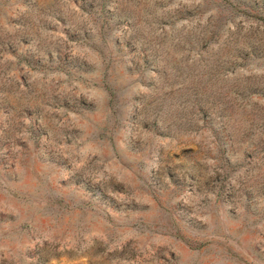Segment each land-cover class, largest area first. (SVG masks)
Masks as SVG:
<instances>
[{
	"label": "rangeland",
	"instance_id": "obj_1",
	"mask_svg": "<svg viewBox=\"0 0 264 264\" xmlns=\"http://www.w3.org/2000/svg\"><path fill=\"white\" fill-rule=\"evenodd\" d=\"M0 264H264V0H0Z\"/></svg>",
	"mask_w": 264,
	"mask_h": 264
}]
</instances>
